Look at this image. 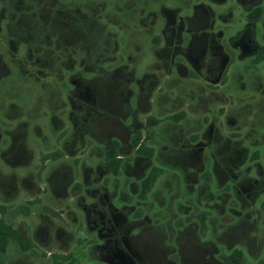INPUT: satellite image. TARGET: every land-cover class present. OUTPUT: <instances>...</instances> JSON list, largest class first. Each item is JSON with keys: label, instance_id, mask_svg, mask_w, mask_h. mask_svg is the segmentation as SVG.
Instances as JSON below:
<instances>
[{"label": "rangeland", "instance_id": "1", "mask_svg": "<svg viewBox=\"0 0 264 264\" xmlns=\"http://www.w3.org/2000/svg\"><path fill=\"white\" fill-rule=\"evenodd\" d=\"M63 1L68 9L49 19L57 32L43 38L50 52L0 27V203L35 242L22 251L11 241L0 264L69 253L74 264H225L235 248L245 264L264 261V65L248 68L244 55L235 66L232 51L220 79L213 65L195 69L186 56L203 44L189 49L182 37L204 0ZM172 13L175 24L184 18L181 37L166 25ZM182 110L180 121L148 125ZM138 131L152 134L153 157L136 155ZM113 138L129 158L118 176L101 163ZM56 150L65 155L42 160ZM153 166L164 172L139 203Z\"/></svg>", "mask_w": 264, "mask_h": 264}, {"label": "trees", "instance_id": "2", "mask_svg": "<svg viewBox=\"0 0 264 264\" xmlns=\"http://www.w3.org/2000/svg\"><path fill=\"white\" fill-rule=\"evenodd\" d=\"M59 1L60 0H0V2L6 6V9H8V23L6 26L8 38L13 42L28 45L30 49H35L36 53L39 50V52L42 53L44 49L48 51V46H44L43 38L46 34L50 35L49 32H51L50 30L52 28H55L54 32H57L56 27L49 26V19L58 16L57 5ZM14 5H16L17 8H15ZM260 13L261 9H258L253 18L259 19L261 16ZM1 14L2 12H0V20L3 19ZM51 37L55 38L56 36L54 37L51 35ZM260 60L261 57H258L257 61ZM185 116L186 112L182 110L171 114L165 119L149 116L147 122L149 126H154L165 120L177 122L185 118ZM151 137L152 134L150 132H147V135L143 136L142 131H138L133 135L131 146L135 148L136 155L146 157L154 156L155 148L149 143ZM126 154L122 142L117 138H113L104 151L101 163L109 172L118 176L129 160ZM64 155L65 153L62 150H56L43 154L42 160H57ZM163 172L164 170L162 167L153 166L142 178L140 190L137 194L139 203H143L149 198V195ZM80 190L81 185L77 183L74 186V191L76 193ZM121 198L124 201H131L133 196L125 190ZM6 209L7 207L0 203V255L7 252L11 241H15L22 251H30L34 248L35 242L32 239L29 228L24 223L14 225L6 220L4 217ZM201 218L202 227L205 228V212L202 213ZM53 259L55 264H74L76 262L75 256L72 253L54 254ZM222 259L225 264L246 263L245 252L240 248H235L230 253L223 254ZM259 264H264V261L261 260Z\"/></svg>", "mask_w": 264, "mask_h": 264}, {"label": "flooded vegetation", "instance_id": "3", "mask_svg": "<svg viewBox=\"0 0 264 264\" xmlns=\"http://www.w3.org/2000/svg\"><path fill=\"white\" fill-rule=\"evenodd\" d=\"M70 4L71 3L67 4L63 0H60L57 5L58 13L61 15L64 10L68 9L66 6ZM235 6L239 7L240 13L237 14ZM14 7L17 8L16 5H14ZM258 9H261L260 18H253ZM7 11L8 9H6V6L0 2V12H2L1 15L3 17V19L0 20V26L3 22H6L7 26ZM165 11L167 12V10ZM173 14L174 13L166 15V25L173 27L177 36L181 37V31H183L185 27L184 18L181 17L178 24H175L176 20L173 18L175 17L172 16ZM242 16L243 20H240ZM187 17L189 20V25L186 27L188 33L182 38L188 39L186 42L189 49H194L195 43L201 42L203 44L200 54L192 57L190 54L186 56L190 62L195 61L193 65L197 71H202V68L206 66L207 72H210V67L213 65L217 68V77L220 79L229 71L228 64L232 60V51H234L236 55V59L234 60L235 66L241 65L242 56L244 55H246V59H248V68L264 65V42L262 41L264 40V0L199 1L192 5V12ZM92 19L93 18H91L89 22L91 28L94 25ZM60 21L62 22L64 19L61 18ZM203 22H205L204 26H202ZM198 26H202L203 30L195 32L194 30H198ZM259 30L261 35H259ZM105 48L108 50L107 44ZM204 55H207L205 65H203L200 58ZM49 57H51L50 53ZM258 57H261L260 61H257ZM48 61L49 60H47V62ZM117 70L121 69L118 68ZM239 72L240 78L244 80L245 78H249V75L246 76L243 71Z\"/></svg>", "mask_w": 264, "mask_h": 264}]
</instances>
